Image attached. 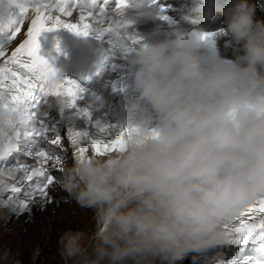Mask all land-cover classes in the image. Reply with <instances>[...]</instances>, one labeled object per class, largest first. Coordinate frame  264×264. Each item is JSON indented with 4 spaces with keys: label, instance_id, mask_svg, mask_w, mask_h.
Listing matches in <instances>:
<instances>
[{
    "label": "clouds",
    "instance_id": "obj_1",
    "mask_svg": "<svg viewBox=\"0 0 264 264\" xmlns=\"http://www.w3.org/2000/svg\"><path fill=\"white\" fill-rule=\"evenodd\" d=\"M155 3L126 0L109 14L135 24L160 15ZM253 15L247 0L225 10L227 33L243 42L234 61L202 59L199 30L140 44L136 100L115 115L118 149L74 160L57 181L95 209L90 234L61 236L62 259L176 264L219 243L226 222L264 197V22Z\"/></svg>",
    "mask_w": 264,
    "mask_h": 264
},
{
    "label": "snow or ice",
    "instance_id": "obj_2",
    "mask_svg": "<svg viewBox=\"0 0 264 264\" xmlns=\"http://www.w3.org/2000/svg\"><path fill=\"white\" fill-rule=\"evenodd\" d=\"M17 13L7 23H0V161L6 160L14 152L20 150L23 144L28 148L27 155L37 157L39 167L31 172L24 168L25 178L29 181V190L25 192L26 201L19 202V211H25L36 197H48V188L53 183L52 169L46 167L50 160L59 162L61 156L54 155L51 150L61 144V135L55 133V128L44 119L37 120L38 106L41 96L52 95L66 99L69 108L74 107L81 88L76 81L60 80L55 69L39 54L38 37L44 31L63 27L79 35H87L93 19L99 20L109 12L110 0H12ZM116 8L126 2L113 0ZM73 9L78 10L79 18L76 23L66 22L62 17L72 16ZM30 15H26L29 13ZM91 18L92 22H89ZM30 23L25 39L16 47L9 50L25 20ZM15 117V120L12 118ZM13 125L16 130L13 135H6L4 125ZM114 124L98 127L100 132L108 135L115 133ZM51 132L54 139L48 141V147H41L38 138L47 137ZM66 138L76 159H82L88 151L87 145L95 154L115 151L119 147L116 137L110 143L93 138L86 131L69 128ZM33 148L36 150L33 151ZM12 196L9 201H0L6 206L15 199L22 189L12 186ZM236 222L234 232L246 239L253 233L264 235V197L245 207L233 220ZM227 227V225H225Z\"/></svg>",
    "mask_w": 264,
    "mask_h": 264
},
{
    "label": "rangeland",
    "instance_id": "obj_3",
    "mask_svg": "<svg viewBox=\"0 0 264 264\" xmlns=\"http://www.w3.org/2000/svg\"><path fill=\"white\" fill-rule=\"evenodd\" d=\"M62 193L66 198L50 202L59 207L62 205L61 208L63 204H67L68 208L61 212L64 213L62 216L57 215L53 206L50 205L51 209H47L46 205L40 204L37 208L41 211L23 214L15 222H6L8 215L0 209V264H71L61 257V236L68 231L90 234L94 229L95 213L92 209L82 208L68 193ZM31 214H35L37 218L33 219ZM67 215L71 218L69 226L64 222ZM55 219L58 224H53Z\"/></svg>",
    "mask_w": 264,
    "mask_h": 264
},
{
    "label": "bare ground",
    "instance_id": "obj_4",
    "mask_svg": "<svg viewBox=\"0 0 264 264\" xmlns=\"http://www.w3.org/2000/svg\"><path fill=\"white\" fill-rule=\"evenodd\" d=\"M107 89H109V88H107ZM98 90L99 91H101V95L103 96V98L101 99V100H99L98 102H94V103H90V105H89V109H88V111H90V113H92L93 111H94V109H100L101 107H103L109 100H113V101H115V102H113L114 104H115V109L116 110H114L113 112H112V116H110V118L113 120V122L115 123V115H116V112L118 111V109L120 108V107H122L123 105L125 106V105H127L126 103L131 99L130 98V95H131V93L127 90V92H126V94H118V93H115V92H111V95L109 94V92H108V90H106V89H104V88H98ZM57 134H59V135H61V133H57ZM95 156V154H94V152H93V150H92V148H91V145L89 144L88 145V151H87V153H86V156ZM96 156H101V155H96ZM51 195H53V196H61L60 195V193L58 192V191H56L55 189L53 190V194H51ZM62 197H65V196H63L62 195ZM50 198V197H49ZM54 203L53 201H46V200H41V202H39L38 204H45L46 206V208L47 209H51V207H50V205L51 206H53V208L55 209V211L57 212V215H60V216H62V215H64V213L63 214H61V212L63 211V210H65V209H67L68 207H67V204H63V208H61V206L59 207V206H57V205H54V204H51V203ZM49 206V207H48ZM37 207V205L35 206V208ZM2 210V209H1ZM46 210V209H45ZM34 211H41V210H38V209H35ZM92 211L95 213V209H92ZM12 214V213H11ZM11 214H10V216H9V219L7 220V222L8 221H18V219H20V218H18V217H15V214L13 213V218H11ZM65 214H67V213H65ZM26 215V214H25ZM32 215V218L33 219H36L37 217H35V214H31ZM66 216V215H65ZM68 217L67 218H65L66 220L64 221L68 226H69V223L71 222V218L69 217V215H67ZM47 217V216H46ZM62 219V218H61ZM69 219V220H68ZM43 222V221H42ZM58 222V220L57 219H55L54 221H53V224H55V223H57ZM64 222H61V224L62 223H64ZM74 222V221H73ZM14 224V223H13ZM50 224V223H49ZM58 224V223H57ZM8 225V224H7ZM17 226V225H16ZM50 228H51V226L50 225H48ZM17 228V227H16ZM234 228L235 227H233V228H228V229H226V232H225V234H228V233H230V232H232L233 230H234ZM94 244H95V241H92V243L88 246V252H89V254H91V252H92V247L94 246ZM36 250H38V248L36 249ZM35 250V254H36V251ZM3 255H5V253H3ZM179 262L180 261H178V262H176V264H179ZM15 264H19L18 262H15ZM127 264H133V262L132 261H128L127 262ZM152 264H166V262H162V261H160L159 260V258H155V259H153L152 260Z\"/></svg>",
    "mask_w": 264,
    "mask_h": 264
}]
</instances>
